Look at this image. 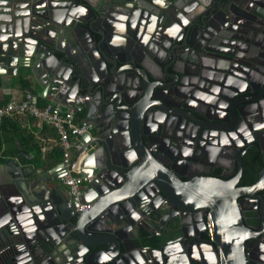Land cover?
<instances>
[{"label": "water", "instance_id": "1", "mask_svg": "<svg viewBox=\"0 0 264 264\" xmlns=\"http://www.w3.org/2000/svg\"><path fill=\"white\" fill-rule=\"evenodd\" d=\"M240 19L264 26V0H0V87L20 76L36 102L39 96L62 107L88 95L76 112L91 125L78 138L69 166L60 161L48 167L45 158L32 156L34 162L24 166L16 159L0 161V206L19 227L24 220L16 217L27 213L38 233L55 241L57 224L68 221L81 244L95 247L84 264H157L139 260L136 251L143 244L136 241L140 247L133 248L128 231L138 237L146 228L142 214L155 221L151 228L157 226L154 200L160 195L183 211L210 208L209 235L222 264H247L250 230L237 202L246 193L232 181L181 178L174 153L163 143L188 124L162 115L163 107L174 105L157 84L170 77L167 84L177 94L186 81L182 66L196 49L195 27L214 43L225 31L251 33ZM162 54L170 64L163 68L164 77L152 68L163 65ZM178 154L185 157L182 148ZM68 171L90 178L79 201L63 183ZM257 186L264 225V171ZM81 204L91 207L78 211ZM164 241L150 250L169 258Z\"/></svg>", "mask_w": 264, "mask_h": 264}, {"label": "flooded vegetation", "instance_id": "2", "mask_svg": "<svg viewBox=\"0 0 264 264\" xmlns=\"http://www.w3.org/2000/svg\"><path fill=\"white\" fill-rule=\"evenodd\" d=\"M192 8L198 9L194 4ZM239 23L253 30L247 34L225 31L219 39H209L214 43L206 40L209 36L205 37L199 27L194 28L196 49H191L187 55L190 62L182 66L188 76L177 88V94L167 84L170 77L157 80L164 87L163 97L174 105L163 107L162 115L169 116L174 124H188L185 130L176 129L169 135L173 139L165 137L163 147L171 155L174 153L183 180L218 178L232 181L246 193L238 195L237 202L243 223L250 230V237L245 239L247 264H264V225L257 186L264 171V26L246 19ZM254 31H259L256 36ZM208 46L214 53L206 50ZM159 58L163 65L153 64L152 68L156 75L164 77L163 68L170 64L166 55ZM140 108L142 111V105ZM180 148L185 157L178 154ZM154 201L159 208L157 226L151 228L155 222L151 216L139 214L146 228L139 229L138 237L128 231V236L133 237L129 242L133 248L140 247L136 241L143 244L142 250L136 251L139 260L145 263L148 258L157 264H222L217 244L209 235L210 208L183 211L160 195ZM87 205L77 210L89 209L91 206ZM27 216L25 213L16 217L24 220L19 227L0 206V264H84V257L95 250L74 237L68 221L57 224L60 231L54 234L55 241L44 232L38 233ZM78 229L85 237V227L80 225ZM162 239L169 258L150 250L158 247Z\"/></svg>", "mask_w": 264, "mask_h": 264}, {"label": "built area", "instance_id": "3", "mask_svg": "<svg viewBox=\"0 0 264 264\" xmlns=\"http://www.w3.org/2000/svg\"><path fill=\"white\" fill-rule=\"evenodd\" d=\"M89 98L88 95L78 97L75 104L68 107H62L60 104L55 103H48L41 107L35 101L34 95L28 93L22 99H12L0 104V122L6 116L18 113L29 114L38 121L53 126L59 136L58 145L62 150L63 162L69 166L72 161L73 150L79 147L78 138L91 128L88 122L78 118L76 112L78 104ZM89 181L90 178L71 171H68L63 177V183L74 201L80 200L83 186ZM87 206V204H81L79 209Z\"/></svg>", "mask_w": 264, "mask_h": 264}, {"label": "crops", "instance_id": "4", "mask_svg": "<svg viewBox=\"0 0 264 264\" xmlns=\"http://www.w3.org/2000/svg\"><path fill=\"white\" fill-rule=\"evenodd\" d=\"M91 3H97V0H88ZM24 80L20 76H13L11 86L0 87V104H4L12 99H22L29 92L26 88H22L21 81ZM38 101L45 103H54L49 98L37 96ZM7 100V101H6ZM10 120L14 122L17 126L22 128V134H17L13 137V134L10 131H6V136L12 138V141L8 142L4 147V153H1L0 156L6 159H16L21 166L32 164L34 161H42L40 159L45 158L46 165L52 167L60 161H63L62 156L58 157L57 152L60 147L58 145L59 136L57 135L53 126L38 121L29 114H12L10 115ZM78 118H82L80 115ZM12 129V128H11ZM8 138V139H9ZM14 139V140H13ZM20 139L23 140V144L20 143ZM36 143L40 148V153L37 157L36 152L31 150L33 143ZM17 149V150H16ZM25 153H22V151ZM76 152V149L73 150V157ZM29 156H32L34 161L31 160ZM72 157V158H73ZM40 158V159H38ZM59 160H56L58 159Z\"/></svg>", "mask_w": 264, "mask_h": 264}, {"label": "trees", "instance_id": "5", "mask_svg": "<svg viewBox=\"0 0 264 264\" xmlns=\"http://www.w3.org/2000/svg\"><path fill=\"white\" fill-rule=\"evenodd\" d=\"M21 86H22V88H27L28 82L26 80H22ZM37 104L39 106L43 107V106L47 105L48 103L42 102V100H41V101H38ZM77 116H79V114ZM9 117H10V115L4 117L3 120L0 122V154L4 153L5 145L8 142L12 141V138L15 137L17 134H22V131H23L22 128H20V126H17L14 122H12ZM6 131H10L13 134V137L9 138L8 136H6ZM20 143L23 144L22 139H20ZM31 147H32L31 150H34L36 152V155L38 153H40V148L35 142L32 144ZM57 150H58V152H57L58 157L59 156L61 157L62 156L61 148H59ZM38 156L39 155H37V157ZM3 160H4V158L0 156V161H3ZM56 160H59V158Z\"/></svg>", "mask_w": 264, "mask_h": 264}]
</instances>
